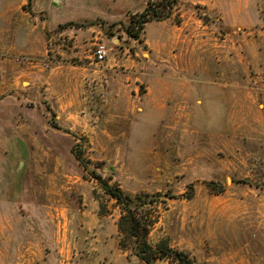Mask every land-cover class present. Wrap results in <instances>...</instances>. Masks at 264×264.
Returning a JSON list of instances; mask_svg holds the SVG:
<instances>
[{"label":"rangeland","instance_id":"1","mask_svg":"<svg viewBox=\"0 0 264 264\" xmlns=\"http://www.w3.org/2000/svg\"><path fill=\"white\" fill-rule=\"evenodd\" d=\"M146 2L0 0V264H145L99 181L160 194L151 245L264 264V0L131 38Z\"/></svg>","mask_w":264,"mask_h":264},{"label":"trees","instance_id":"2","mask_svg":"<svg viewBox=\"0 0 264 264\" xmlns=\"http://www.w3.org/2000/svg\"><path fill=\"white\" fill-rule=\"evenodd\" d=\"M178 3L179 0H147L143 10L130 16L127 24H124L126 34L138 39L145 23L170 18ZM99 182L105 194L119 206L121 216L118 229L125 239L132 242L133 253L139 261L152 264L157 260L167 259L176 264H195L184 250L172 248L165 241H160L155 246L148 241L150 229L156 222L159 193L130 194L107 182Z\"/></svg>","mask_w":264,"mask_h":264},{"label":"built area","instance_id":"3","mask_svg":"<svg viewBox=\"0 0 264 264\" xmlns=\"http://www.w3.org/2000/svg\"><path fill=\"white\" fill-rule=\"evenodd\" d=\"M93 57L97 63L105 61L107 57V48L103 43H97L95 45Z\"/></svg>","mask_w":264,"mask_h":264},{"label":"crops","instance_id":"4","mask_svg":"<svg viewBox=\"0 0 264 264\" xmlns=\"http://www.w3.org/2000/svg\"><path fill=\"white\" fill-rule=\"evenodd\" d=\"M212 3L214 4V2L212 1ZM213 6V5H212Z\"/></svg>","mask_w":264,"mask_h":264}]
</instances>
